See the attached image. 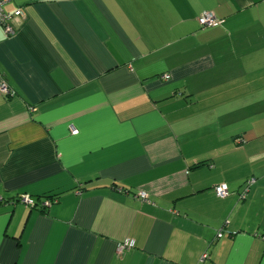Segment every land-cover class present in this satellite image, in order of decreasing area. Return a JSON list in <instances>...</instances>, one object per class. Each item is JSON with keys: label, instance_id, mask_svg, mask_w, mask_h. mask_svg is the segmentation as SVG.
<instances>
[{"label": "crops", "instance_id": "0c3cea01", "mask_svg": "<svg viewBox=\"0 0 264 264\" xmlns=\"http://www.w3.org/2000/svg\"><path fill=\"white\" fill-rule=\"evenodd\" d=\"M20 9L0 27V264H264V0Z\"/></svg>", "mask_w": 264, "mask_h": 264}, {"label": "built area", "instance_id": "2783aa9c", "mask_svg": "<svg viewBox=\"0 0 264 264\" xmlns=\"http://www.w3.org/2000/svg\"><path fill=\"white\" fill-rule=\"evenodd\" d=\"M11 2L12 0H0V27L4 28L8 37H13L16 34L15 29L13 28L11 24L13 18L17 16H24V11L22 9L16 11L14 14H10L6 12L5 7ZM198 22L202 28L216 27L221 23L220 20L212 12L202 13L198 17ZM170 78H171L170 75L164 76L165 80H169ZM0 92L7 96L13 95V92L5 83L0 85ZM77 133H78L77 130L73 131V134H77ZM255 183H256L255 178H251L246 182L244 189L240 194V199L242 201L247 200L250 189ZM214 191L217 197L221 199H224L230 196V191L226 184L216 186L214 188ZM139 195L143 201L150 203L149 197L146 193L141 192ZM18 202L30 209L46 210L48 208H51L54 204H56L58 202V198H52V199L43 198L41 200H38L29 195H23L19 198ZM222 237H223V232H220L218 234V238H222ZM263 240H264V237H263ZM133 247H134V243L125 242L124 244L118 247L117 252L119 254H122L126 249H131ZM208 258H209V254L204 253L203 256L201 257L200 262L204 263Z\"/></svg>", "mask_w": 264, "mask_h": 264}, {"label": "trees", "instance_id": "16d2710c", "mask_svg": "<svg viewBox=\"0 0 264 264\" xmlns=\"http://www.w3.org/2000/svg\"><path fill=\"white\" fill-rule=\"evenodd\" d=\"M47 199H52V198H56V197H54V196H52V197H46ZM42 198H38V200H41Z\"/></svg>", "mask_w": 264, "mask_h": 264}, {"label": "clouds", "instance_id": "9594fccd", "mask_svg": "<svg viewBox=\"0 0 264 264\" xmlns=\"http://www.w3.org/2000/svg\"><path fill=\"white\" fill-rule=\"evenodd\" d=\"M4 37H3V33L2 32H0V39H3Z\"/></svg>", "mask_w": 264, "mask_h": 264}]
</instances>
